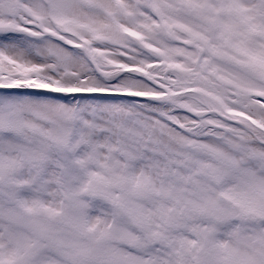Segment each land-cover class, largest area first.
Returning a JSON list of instances; mask_svg holds the SVG:
<instances>
[{"label": "snow or ice", "instance_id": "1", "mask_svg": "<svg viewBox=\"0 0 264 264\" xmlns=\"http://www.w3.org/2000/svg\"><path fill=\"white\" fill-rule=\"evenodd\" d=\"M0 264H264V0H0Z\"/></svg>", "mask_w": 264, "mask_h": 264}]
</instances>
